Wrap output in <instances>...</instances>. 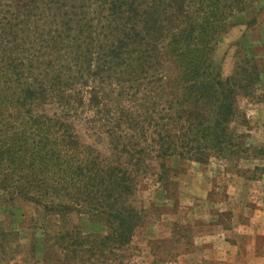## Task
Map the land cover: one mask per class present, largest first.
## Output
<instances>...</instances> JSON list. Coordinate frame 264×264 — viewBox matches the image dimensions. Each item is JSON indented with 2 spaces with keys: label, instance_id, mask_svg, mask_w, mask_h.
Wrapping results in <instances>:
<instances>
[{
  "label": "trees",
  "instance_id": "1",
  "mask_svg": "<svg viewBox=\"0 0 264 264\" xmlns=\"http://www.w3.org/2000/svg\"><path fill=\"white\" fill-rule=\"evenodd\" d=\"M255 1L0 0V197L55 217L59 252L46 254L52 247L41 244L43 264H92V250L115 254L130 244L144 219L132 199L152 158L169 171L170 157L206 163L242 146L237 129L247 121L238 98L251 94L263 70L253 57L244 61L249 71L222 76L211 58L231 14L244 13L253 25ZM84 71L128 85L107 92L108 154L98 158L87 146L75 160L68 152L80 138L67 118ZM99 97L90 94L88 103L96 107ZM66 103L53 119L43 113ZM133 134L139 139L130 145ZM49 165L57 170L45 172ZM80 212L105 233L70 224Z\"/></svg>",
  "mask_w": 264,
  "mask_h": 264
},
{
  "label": "rangeland",
  "instance_id": "2",
  "mask_svg": "<svg viewBox=\"0 0 264 264\" xmlns=\"http://www.w3.org/2000/svg\"><path fill=\"white\" fill-rule=\"evenodd\" d=\"M254 10L256 11L255 22L253 25L246 24L244 13L231 14L226 20L229 25L224 33L218 34L215 40V45L212 53V67L218 69L222 76L231 75L234 68L236 70L248 69V65L244 61L249 58H256L257 64L262 73L260 80L254 85V89L249 96L238 98L239 111L245 114V126L238 127V131L245 135L240 142L242 146L236 148L234 154L227 155L226 158L211 154L206 163H197L187 159L178 157H170L166 163L168 169L158 167L159 160L152 158L147 162L148 171L139 176L138 190L133 196L132 202L135 204L142 203L144 208V219L142 224L133 231V236L130 244L117 249L113 248L115 254L106 251L101 253L100 249L92 250L91 254H95L94 260L89 259L92 264H162L166 260L172 259L178 252L190 249L191 234L199 232V227H187L180 225L175 229V235H168L169 223L168 216L178 218L182 222L184 213V204L190 202V197L181 194L177 191V178H184L183 181L188 182L185 186L190 190L202 191L204 179L208 187L212 190L207 191V195L215 200L222 199V165H235L237 171H244L247 176H255L259 170L253 169L251 163L244 160L246 157L264 156V147L256 143L258 125L251 123L253 119L252 110L254 104H264V0H256L254 2ZM247 18L253 16L251 9L247 10ZM86 64L84 67L86 68ZM80 77L75 83L74 107L69 111L68 121L74 124V130L80 138L75 149H71L68 154L76 160V155L84 156V147L89 146L92 154L101 158L108 154L107 137L104 133V118L106 117L107 107L105 105L106 96L110 95L107 92L117 91L122 85L127 83H119L117 77H109L102 73H98L97 77H91L86 74V71L79 73ZM116 79V80H115ZM132 92L131 89L127 90ZM97 93L99 104L93 107L88 103L90 94ZM103 94H107L102 96ZM132 99L126 98L124 103L132 106ZM67 103L59 105L60 107L53 108L50 105L45 106L43 113L50 116L60 114V111L67 109ZM69 106V105H68ZM55 113V114H54ZM50 120H45L43 123L51 126ZM55 123V121H53ZM57 124V123H55ZM138 129L135 130L137 132ZM133 145L139 139L136 134H133ZM255 136V140H250L248 137ZM63 154L65 147L61 146ZM153 156V152L151 153ZM64 155L60 156L58 161H63ZM242 159V160H241ZM242 161V162H241ZM241 162V163H240ZM44 169V168H43ZM174 169L173 175H170V170ZM57 170L50 165L45 172ZM190 171V176L193 179L188 181L186 176ZM59 173V172H57ZM189 193V192H188ZM192 194V193H191ZM200 205V203H198ZM43 207L38 204H33L28 201L15 200L8 201L4 197H0V264H43L42 258L46 254L59 252L57 250L55 240L57 234L52 233L56 226L55 217L46 219L42 215ZM198 216V212L196 213ZM77 217L79 220L77 221ZM49 220V222H47ZM70 224L79 223L83 234H104L105 228L100 223L89 220L86 213L80 212L75 217V214L69 216ZM68 224H65V226ZM69 226H66V229ZM203 229V228H202ZM205 229V228H204ZM203 229V230H204ZM205 229L203 232H205ZM167 235L163 237V232ZM162 233V236H161ZM171 233V232H170ZM158 235H160L158 237ZM179 235V237H177ZM182 236V237H181ZM174 238L181 239L175 241ZM36 244L34 252H29V246ZM41 244L51 246L49 253L44 254ZM54 245V246H53ZM46 252V251H45ZM33 253V254H32ZM100 255L99 257L97 255ZM115 256L114 258H112ZM49 264L54 262L49 259Z\"/></svg>",
  "mask_w": 264,
  "mask_h": 264
},
{
  "label": "crops",
  "instance_id": "3",
  "mask_svg": "<svg viewBox=\"0 0 264 264\" xmlns=\"http://www.w3.org/2000/svg\"><path fill=\"white\" fill-rule=\"evenodd\" d=\"M252 113L250 122L259 126L256 143L264 147V104H254ZM246 158L244 161L251 163L252 170L258 168V173L247 176L244 171H237L238 166L223 164L219 200L207 195L212 187L207 188L204 179L203 189L198 192L186 187L184 178H177V191L192 196L184 204L182 222L173 216L165 219L170 225L168 235L174 237L175 229L182 224L200 229L191 234L190 249L162 264H264V156ZM186 178L193 182L190 174ZM202 228L207 230L203 232ZM166 235L164 231L163 237Z\"/></svg>",
  "mask_w": 264,
  "mask_h": 264
}]
</instances>
